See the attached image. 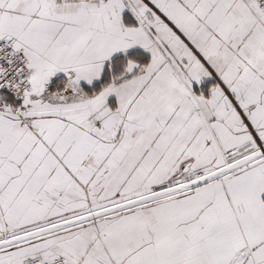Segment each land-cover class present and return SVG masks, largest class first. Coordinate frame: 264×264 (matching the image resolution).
<instances>
[{
    "label": "snow or ice",
    "instance_id": "6c2138e0",
    "mask_svg": "<svg viewBox=\"0 0 264 264\" xmlns=\"http://www.w3.org/2000/svg\"><path fill=\"white\" fill-rule=\"evenodd\" d=\"M0 264H264V0H0Z\"/></svg>",
    "mask_w": 264,
    "mask_h": 264
}]
</instances>
